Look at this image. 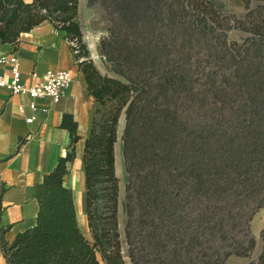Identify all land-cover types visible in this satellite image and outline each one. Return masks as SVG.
I'll use <instances>...</instances> for the list:
<instances>
[{
	"label": "trees",
	"instance_id": "16d2710c",
	"mask_svg": "<svg viewBox=\"0 0 264 264\" xmlns=\"http://www.w3.org/2000/svg\"><path fill=\"white\" fill-rule=\"evenodd\" d=\"M235 15L219 0H88L107 12L102 74L83 43L79 0H0V43L47 21L74 40L95 101L83 147L89 242L65 178L76 158L77 123L65 155L33 185L35 222L8 242L6 264H126L117 221L114 144L124 113L128 182L124 239L131 264H224L250 257L255 211L264 207V0ZM247 34L242 42L228 31ZM71 48L74 50L73 46ZM1 213V210H0ZM36 215V216H35ZM261 254L247 264H264Z\"/></svg>",
	"mask_w": 264,
	"mask_h": 264
},
{
	"label": "crops",
	"instance_id": "0c3cea01",
	"mask_svg": "<svg viewBox=\"0 0 264 264\" xmlns=\"http://www.w3.org/2000/svg\"><path fill=\"white\" fill-rule=\"evenodd\" d=\"M86 5L87 0H79L78 16L84 37L86 32L87 38L94 42V37L102 36L104 32L90 28L95 13ZM64 35L63 31L55 30L44 21L30 31L22 32L16 45L0 43V56L13 55L16 58L22 78L27 84L47 70H67L71 78L70 85L57 102L38 99L35 109L25 107L24 115L19 113L18 104H26L27 97L12 95L6 88H0V224L4 225L3 228L9 226L4 234L8 242L18 232L34 224L35 217L28 215L31 208L36 213L38 209V203L33 197V185L52 170L58 158L66 153L70 138L69 132L59 127L63 113L73 115L77 123L76 133L80 137L75 145L76 158L67 177L77 172L76 169L80 174L84 169V140L96 101L87 91L84 76L78 69L76 58ZM91 46L95 47L94 44ZM94 54L97 53L93 52L90 56L96 64L99 57ZM32 72L36 73V79H33ZM0 75L9 76L7 62L0 63ZM26 117H33V120L26 122ZM121 141V138H117L114 144L116 175L123 160ZM71 188L75 196L73 186ZM8 214L9 220L6 218ZM2 219L7 223L3 224ZM249 261L248 257L230 256L226 264H247ZM0 264H6L1 249Z\"/></svg>",
	"mask_w": 264,
	"mask_h": 264
},
{
	"label": "rangeland",
	"instance_id": "374dc122",
	"mask_svg": "<svg viewBox=\"0 0 264 264\" xmlns=\"http://www.w3.org/2000/svg\"><path fill=\"white\" fill-rule=\"evenodd\" d=\"M219 1L223 2L226 5L227 9H229L232 13H234L237 16L245 13L244 3L241 0H219ZM257 2H258V0H251V6H254ZM86 6H87V8H90L95 13L94 14V21H93L92 25L90 26V28L92 30H95V31H99V30L103 31L104 33L102 36L101 35L100 36L94 35L95 36L94 42H92L91 38H89L91 40V41H89V39L87 38L86 32H85L86 37H84V34L82 33L83 43L88 48L90 58H91V56H90L91 53H93V52L97 53V54H94V56L97 55L99 57V61L95 64V66L98 69H100L99 71L102 74L116 77V75L111 70L110 63L108 61H106L101 56V54L99 53V41L101 38L105 37L108 34V27L110 25L107 12L104 9V7L102 5H100L99 3H95L94 5L90 6V5H88V0H87ZM81 31H82V27H81ZM246 36H247V34L243 31L239 30V29H231L228 31V39L231 41H237L240 43L243 41V39ZM67 43H68V41H67ZM91 44L92 45L94 44L95 47L91 46ZM68 46L70 47L69 44H68ZM70 49H71V47H70ZM92 61H93V59H92ZM124 122H125L124 113H122L120 118H119V122H118V126H117V138L122 137ZM76 170H77V172H75V173L73 172V174L71 176L66 178L65 182H66V185H68L70 187L73 186L74 195H75V193H77V195H78L79 201L78 200L76 201L77 216H78V209L80 207H82V205H83V199H82L81 195L83 193V181H84V188H85V176H84V169L83 168L81 170V174L79 173L78 169H76ZM79 174H80V176H79ZM117 177L119 180V182H118V184H119L118 197H117L118 232L120 234V240H121V244H122V251L124 253L125 262H126V264H131L129 258L126 255L127 246H126L125 239H124L126 215H125L124 210H123V203L125 200V186L128 182V176H127V173H126L125 167H124V160H122V164H121L120 168H118V170H117ZM83 178H84V180H83ZM75 200H76V196H75ZM33 210L34 209L31 208L30 211L28 212V215L31 218H33V216H31V213L33 212ZM83 211H84V213L86 212V210H85V189H84V210ZM85 217H86V213H85ZM14 219L15 218H13L12 220H14ZM2 223L6 224L7 222H5V220L3 221V219H2ZM78 223H79V219H78ZM86 223H87V221H86ZM2 226H4V225L0 224V227H2ZM262 226H264V207H260L255 211V213L252 216L251 222H250V231L256 239L255 248L251 252L250 257H248L250 260L256 259L261 254L262 241L260 239V232H261V230L264 229V228H260ZM81 231L83 232L85 238L89 242H92V237H91V233L89 231L88 225H87L86 231H84L82 229H81ZM233 256H235V255H232L231 257H233ZM235 257H237V256H235ZM227 260H228V258L226 259L224 264H226Z\"/></svg>",
	"mask_w": 264,
	"mask_h": 264
},
{
	"label": "built area",
	"instance_id": "2783aa9c",
	"mask_svg": "<svg viewBox=\"0 0 264 264\" xmlns=\"http://www.w3.org/2000/svg\"><path fill=\"white\" fill-rule=\"evenodd\" d=\"M68 44L73 46V53L77 52L76 41H68ZM9 64V76L0 75V88H6L12 95H22L27 97V103H19L18 111L24 115L25 107L35 109L38 99L46 98L52 102H57L68 88L71 82L69 72L67 70H47L38 79L36 73L32 72L33 79L30 84H27L22 78L21 72L17 65L16 58L0 56V63ZM26 122H31L33 117H26Z\"/></svg>",
	"mask_w": 264,
	"mask_h": 264
},
{
	"label": "bare ground",
	"instance_id": "6f19581e",
	"mask_svg": "<svg viewBox=\"0 0 264 264\" xmlns=\"http://www.w3.org/2000/svg\"><path fill=\"white\" fill-rule=\"evenodd\" d=\"M83 180H84V178H83ZM31 182V181H30ZM75 196H76V201L78 200V195H77V193H75ZM81 197H82V199H83V205H82V207H80L79 209H78V219H79V226H80V228L82 229V230H84V231H86L87 230V223H86V217H85V213H84V181H83V193H82V195H81ZM9 199V198H8ZM79 201V200H78ZM34 214H35V212H33V216H34ZM6 218H7V220H9V218H10V216H9V214L6 216ZM6 220V221H7ZM102 264H104L103 262H102Z\"/></svg>",
	"mask_w": 264,
	"mask_h": 264
}]
</instances>
